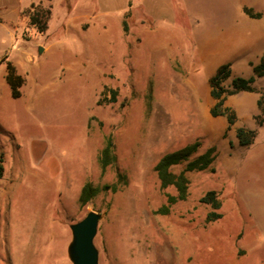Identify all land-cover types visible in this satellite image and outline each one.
<instances>
[{"label": "rangeland", "instance_id": "1", "mask_svg": "<svg viewBox=\"0 0 264 264\" xmlns=\"http://www.w3.org/2000/svg\"><path fill=\"white\" fill-rule=\"evenodd\" d=\"M81 2L21 0L49 6L46 31L26 17L0 39L7 56L0 64V264H71L69 225L90 211L101 215L93 238L98 264H264V76L253 70L264 47L200 57L191 16L159 13L152 24L134 10L119 19V1L107 0L96 10L101 16L86 17L74 5ZM168 3L179 8L178 0ZM173 20H182L180 39L169 30ZM9 62L19 63L23 79L16 99L4 81ZM225 64V88L232 78L254 77L255 89L225 98L236 115L229 128L225 117L209 114L208 82ZM239 127L255 131L247 146L238 144ZM108 137L116 163L102 173L98 156ZM195 141L190 159L211 146L217 156L188 172L186 200L167 206L175 190H161L153 168ZM87 183L117 190L81 205ZM208 191L221 204L212 222L200 202Z\"/></svg>", "mask_w": 264, "mask_h": 264}, {"label": "crops", "instance_id": "2", "mask_svg": "<svg viewBox=\"0 0 264 264\" xmlns=\"http://www.w3.org/2000/svg\"><path fill=\"white\" fill-rule=\"evenodd\" d=\"M101 1L106 3L107 0H83V2L74 5L81 9L86 17H98L101 16V13H97L96 10L101 5ZM118 1L119 19H123L129 11L134 10L150 20L152 24L155 23L154 18L159 13L172 14L173 16L181 13L185 20L188 16L195 18L198 27L193 31V40L200 57L228 58L239 52H246V47L251 48L257 45L264 47V0H178L179 8L176 10L168 3V0ZM158 2L163 5L159 6ZM236 3H238V7L235 14ZM30 5L31 3L22 6L21 0H0V39L5 33H8L10 26L17 28L22 23L26 24V16L22 13ZM244 9H249L254 14H260V17L252 18L244 12ZM237 14L239 23H236ZM173 21L174 26L169 27L173 34L172 38L180 39L178 32L181 31L182 20L181 23ZM140 24L142 25V23ZM0 45H2L1 42ZM46 48L43 47L42 52ZM4 50L3 47L0 50V64L7 57ZM26 60L29 62L28 57ZM9 63L14 69L15 65H19L18 62L15 65ZM6 74L7 70L4 74L5 84H7Z\"/></svg>", "mask_w": 264, "mask_h": 264}, {"label": "trees", "instance_id": "3", "mask_svg": "<svg viewBox=\"0 0 264 264\" xmlns=\"http://www.w3.org/2000/svg\"><path fill=\"white\" fill-rule=\"evenodd\" d=\"M50 1V0H46ZM244 12L252 17L259 18L260 14H254L249 9H244ZM28 18L30 26H33L37 32L44 33L47 29V21L50 16L49 6L42 8L40 6L30 5L29 8L22 13ZM6 83L10 88L12 98L16 99L20 96L18 90L23 83L21 76L15 73L14 67L7 63L6 66ZM254 74L256 77L264 76V56L260 63L254 67ZM231 77V70L229 65L225 64L218 68L216 73L209 79V95L214 101L213 106L209 110L211 117H225L227 122V128L232 126L236 121L235 112L224 106L225 98L228 96H234L241 92L252 93L255 92L252 84L254 83V77L244 79L240 77L232 78L229 88H225L223 83ZM114 100L115 92L111 91ZM262 96L257 100V105L261 106ZM261 124L263 120H258ZM255 136V131L249 130L243 127L236 129V138L238 144L241 146L249 145ZM114 143L111 137H108L104 142V146L99 152L98 164L101 172L103 173L107 167L113 166L116 163V156L114 153ZM199 143L197 141L188 144L182 148L168 152L162 155L156 162L153 171L159 182V187L164 190L167 187H172L175 190V195H166V204L170 206L175 202L185 201L188 196L189 181L186 176L188 172L202 171L211 166L217 156V151L214 146L208 147L203 153L196 155L190 159L192 155H195L198 151ZM184 163L183 168L174 173L171 168L179 166ZM3 167L0 160V178L2 177ZM117 190L116 185L104 186L101 189L93 187L91 184H85L79 195V203L81 205L86 204L91 198H93L99 192H115ZM200 202L210 207L211 211L207 213L206 220L208 222L215 221L221 217V214L217 211L220 209V200L218 194L215 191H208L200 199ZM165 210H167L165 208Z\"/></svg>", "mask_w": 264, "mask_h": 264}, {"label": "water", "instance_id": "4", "mask_svg": "<svg viewBox=\"0 0 264 264\" xmlns=\"http://www.w3.org/2000/svg\"><path fill=\"white\" fill-rule=\"evenodd\" d=\"M38 48V53L42 52ZM101 215L90 211L80 221L70 224L71 239L67 255L71 264H98V253L93 244Z\"/></svg>", "mask_w": 264, "mask_h": 264}]
</instances>
